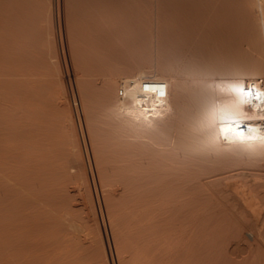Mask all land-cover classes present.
Segmentation results:
<instances>
[{"label": "bare ground", "instance_id": "6f19581e", "mask_svg": "<svg viewBox=\"0 0 264 264\" xmlns=\"http://www.w3.org/2000/svg\"><path fill=\"white\" fill-rule=\"evenodd\" d=\"M72 2L93 23V49L75 47L76 74L100 192L114 238L125 240L116 239L119 261L264 264V147L255 143L264 137V0ZM41 4L0 0V264H110L100 224L92 220L93 232L90 217L80 222L73 113L64 97L62 114L50 103L62 80L42 98ZM100 21L113 24L100 29ZM148 81L166 87V97L141 95L147 119L126 116L124 96L135 99ZM84 225L97 234L95 249L79 235Z\"/></svg>", "mask_w": 264, "mask_h": 264}, {"label": "rangeland", "instance_id": "374dc122", "mask_svg": "<svg viewBox=\"0 0 264 264\" xmlns=\"http://www.w3.org/2000/svg\"><path fill=\"white\" fill-rule=\"evenodd\" d=\"M67 1L69 2V3H67ZM38 2L39 3H44V5H42L41 4V8H42V19L44 18V20L42 21V23H45L46 22V24H44V28H42V33H41V40H40V43H41V49H42V53H43V55H44V59H45V64H42V65H40V66H38V69H37V71H38V78L40 79V84L41 83H43L44 82V84L42 85V87H41V85H40V88H46V86H48V90L50 91L52 88H54V87H56V84L58 83V82H60V80H62L63 81V78H64V81L62 82H60V83H58L57 84V86L58 87H56V88H58L59 90H60V88H62V87H64V90H63V88L61 89V91L59 92L58 91V89H56V88H54V90L56 89L59 93H57V96H55V93H54V91H50V92H52V94L49 92V91H47V89L45 90L46 91V93L48 92V95L47 96H45L46 95V93H45V95H42V98L43 99H45L46 97H49V98H53L54 96V98H55V101L56 102H51V100H50V103H57L54 107L50 104V106H52V108H54L53 110H55L56 108H57V106H58V110H55V111H57V112H61V109H60V107H59V103H61L60 101H59V99L60 98H63L64 97V99H65V101L67 102V103H70V104H67V107H69L68 108V110L71 112V114H72V116H73V124H75V126H74V129H75V131H77L76 132V134H77V137H78V140H79V144H80V148H81V153H82V158H81V160H82V162L81 163H79L82 167L81 168H79V169H81L82 171H83V173H81V175H80V173H77V171L78 172H81V170H79L78 169V167L80 166L79 164H78V162H75L74 164V167L77 165V169L76 168H74L75 170H76V172H75V174H78L79 175V178H81V179H78V177H77V181H75L76 182V184H74V190H75V194L76 193H80V194H76V198L78 199V201H79V204H80V206L82 207V208H84V209H80V212H81V214H83L84 213V215L82 216V217H84V218H82L81 217V220H80V222L83 224H85L86 223V226H87V222H88V220H89V222L90 223H92V224H90L91 226L94 224L93 222L95 221L98 225H99V227H102V232L104 233V235H102L103 237H105V241H104V243L106 244V248H108L107 249V253H108V258L110 259L109 261H110V264H120L121 262V260H120V255H119V253H120V244H119V246L117 245V243H116V239L118 238L117 236H116V238H114L115 237V234H113V232L115 231L113 228H114V226L112 225V224H110V222L112 221L111 220V218H109L110 216V209H108V211H106L107 209H106V204H107V201H108V198L107 197H105L103 194H102V192H100L101 190V182H100V180H99V175H100V169H98V166H99V161L97 160L98 159V157H97V159H96V156L95 155H97V154H95V153H97V150L95 151V149H94V147H96V146H94L93 144H95L96 145V143L94 142L93 143V141H94V139L92 138V137H94V136H91V135H94L89 129L91 128V125H89L90 123L88 122V120H89V117H87L86 118V115H88V114H86V113H88V112H86L87 111V109H85L84 107H86V106H84L85 104H83L84 102H83V100H82V91L81 90H79V88H80V85H79V82H78V79H77V74L79 73L80 74V69H78V67H77V64H76V48L75 47H78L79 46V44H81V46L83 47V51L84 52H88V51H91L92 49H93V47H92V44L90 43V40H88V41H86V39H88V37H89V35H91L92 34V29H91V26H93V23H92V21L90 22V21H88L87 22V19H85V20H83V17L81 16V15H79V14H77V6H76V4L74 3V2H72V0L70 1V0H52V2H51V0H38ZM67 3V4H66ZM46 4V5H45ZM54 6H53V5ZM59 4V5H58ZM66 4V5H65ZM58 5V6H57ZM64 5V6H63ZM57 6V7H56ZM60 6V7H59ZM47 7V8H46ZM63 8V9H62ZM63 11V12H62ZM65 12V13H64ZM59 14V15H58ZM61 14H62V16H61ZM68 16H67V15ZM70 14V15H69ZM55 16V17H54ZM70 16V17H69ZM61 17V18H60ZM67 17L69 18V19H67ZM58 18H60V20L58 19ZM50 19H52L51 21H53L54 20V22L53 23H51V24H53V26H51V25H49L50 24ZM89 19V18H88ZM72 22H71V21ZM58 21V22H57ZM59 21H60V24H62V25H60L59 24ZM82 21V22H81ZM86 23H85V22ZM57 22V23H56ZM62 22V23H61ZM68 22V23H67ZM75 22V23H74ZM102 22V23H101ZM42 23H41V25H42ZM77 23V24H76ZM88 23V24H87ZM98 23V24H97ZM96 24L97 25H99L98 26V28H100V29H104V28H106V27H109V25H112L113 23L112 22H107V21H100V22H97ZM72 24V26H70V28H71V30H70V28H67V25H68V27H69V25H71ZM73 25H75V26H77L75 29L74 28H72L73 27ZM81 25H82V27H81ZM43 26V25H42ZM84 26V27H83ZM48 27V30L50 29V31H48V30H44L45 28H47ZM59 27V28H58ZM87 27V28H86ZM61 28V29H60ZM53 29V30H52ZM54 29H55V32H51V30L52 31H54ZM79 29V30H78ZM85 29V30H84ZM59 30V31H58ZM60 30H62V32L60 31ZM43 31H45L44 33L46 34V35H44V33H43ZM71 31V32H70ZM49 32H51L52 34H53V38H52V35H51V37L49 38L48 37V34L47 33H49ZM57 32H58V34H57ZM66 32H67V34H66ZM50 33V34H51ZM73 33H75V34H73ZM50 34H49V36H50ZM62 35V36H61ZM55 36V37H54ZM59 36H61L60 38H59ZM72 36H74V37H72ZM65 37V38H64ZM81 37H83V38H85V40L83 39V38H81ZM57 38V39H56ZM55 39H56V41H55ZM60 39V40H59ZM64 39V40H63ZM53 42H52V41ZM69 40V41H68ZM75 40L77 41L75 44L76 45H72V43L74 44V42H75ZM58 41V42H57ZM63 41H64V45H63ZM74 41V42H73ZM84 41V43H82ZM87 43H86V42ZM70 42H71V44H70ZM58 43V44H57ZM78 43V44H77ZM83 44V45H82ZM55 45V46H54ZM63 45V46H62ZM71 45H72V47H71ZM85 46H87V47H85ZM58 47H60V48H58ZM63 47H64V49H63ZM71 48V49H70ZM45 50V51H44ZM58 50H60V51H58ZM71 51H72V53H71ZM74 52V53H73ZM60 53H61V55H60ZM63 53H64V55H63ZM58 54V55H57ZM53 55V56H52ZM68 55V56H67ZM58 56L60 57L59 59H57L58 58ZM71 56V57H70ZM61 57H62V59H61ZM55 58V59H54ZM67 58V59H66ZM49 59V60H48ZM54 59V60H53ZM64 59V60H63ZM56 61H57V63H56ZM62 63V64H61ZM66 63V64H65ZM68 63V64H67ZM65 64V65H64ZM66 66V67H65ZM43 67H44V69H43ZM68 67V68H67ZM55 69V70H54ZM62 69H64L63 71H62ZM71 69H73V70H71ZM52 70V71H51ZM41 71H43V72H41ZM68 72V73H67ZM75 72V73H74ZM59 73V74H58ZM74 73V74H73ZM77 73V74H76ZM44 74V75H43ZM78 74V76H80ZM46 75V76H45ZM67 75V76H66ZM76 75V76H75ZM43 76V77H42ZM64 76H66V77H64ZM70 77V78H69ZM66 78V79H65ZM54 82H57L56 84H54ZM69 82V83H68ZM62 85V86H61ZM71 85V86H70ZM77 85V86H76ZM74 86V87H73ZM49 88H51V89H49ZM70 88V89H69ZM72 88H74V89H72ZM43 89V90H44ZM81 89V88H80ZM55 90V91H56ZM68 91V92H66V91ZM41 91V90H40ZM45 91H42V92H45ZM63 91V94H61V92ZM64 91L66 92V94H68V95H66L65 93H64ZM71 91V92H70ZM41 92V93H42ZM75 92V93H74ZM71 93V94H70ZM44 94V93H43ZM74 94H76V95H74ZM66 97H65V96ZM58 96H59V98H58ZM78 96V97H77ZM76 97V98H75ZM82 97V98H81ZM56 98H58V100H56ZM84 99V98H83ZM47 100V99H46ZM45 100V101H46ZM44 101V100H43ZM45 101H44V104H45ZM48 101V100H47ZM52 101H54V100H52ZM76 101H78V102H76ZM80 102V103H79ZM73 103V104H72ZM46 104H48V102H46ZM78 104V105H77ZM69 105V106H68ZM80 105V106H79ZM75 106V107H74ZM79 107V109H78V107ZM45 107L46 108H48L49 107V104H48V106H46L45 105ZM76 108V109H75ZM50 108H48V110H49ZM73 109V110H72ZM52 109H50V111H48V112H51V115L53 114V115H55V111H51ZM80 110V111H79ZM78 112H79V114H80V116H79V114H78ZM63 113V111L61 112V113H59V114H62ZM50 114V113H49ZM58 114V113H57ZM58 114V115H59ZM76 114V115H75ZM51 115H49V118H51L52 116ZM83 115V116H82ZM55 116H57V115H55ZM61 116V115H60ZM60 116L58 117L59 119H60ZM64 116V118H62ZM63 116L61 117L64 121H66V117H65V115L63 114ZM79 116V117H78ZM76 117V118H75ZM85 117V118H84ZM58 118H53V125L55 124V125H57L56 123H54L55 121L57 122V123H59L58 121H57V119ZM81 118H83V119H81ZM76 119H77V122H76ZM80 119V120H79ZM88 119V120H87ZM83 121V122H82ZM81 122V123H80ZM63 123V122H62ZM61 123V124H62ZM84 123V124H83ZM61 124H58V126H62ZM79 124V125H78ZM82 124V125H81ZM88 124V125H87ZM78 125V126H77ZM87 125V126H86ZM89 126H90V128H89ZM56 128H57V126H55ZM80 127V128H79ZM59 129L61 128V127H58ZM84 128V129H83ZM88 129V130H87ZM84 130H86V131H84ZM92 130V129H91ZM83 132V133H82ZM60 133V132H59ZM81 133V134H80ZM86 135H85V134ZM92 133V134H91ZM90 135V136H89ZM85 137H86V139H85ZM82 138V139H81ZM92 139H93V141H92ZM83 140V141H82ZM91 140V141H90ZM86 141V142H85ZM89 141V142H88ZM82 142V143H81ZM91 142V143H90ZM84 143V144H83ZM89 143V144H88ZM58 145H61L60 144V142H58L57 143ZM82 144H83V146H82ZM88 144V145H87ZM88 146V147H87ZM60 147V146H59ZM58 147V148H59ZM84 147V148H83ZM87 147V148H86ZM87 150H89V151H87ZM88 152V153H87ZM85 153V154H84ZM89 156V157H88ZM86 158V159H85ZM90 158H91V160H90ZM87 160V161H86ZM97 161H98V163H97ZM84 163H86V164H84ZM90 163V164H89ZM91 164H93V166L91 165ZM85 165V166H84ZM93 168H92V167ZM84 167V168H83ZM90 167H91V169H90ZM97 167V168H96ZM96 168V169H95ZM84 169V170H83ZM89 171H88V170ZM94 169V170H93ZM86 170V171H85ZM94 172H93V171ZM93 174H92V173ZM96 172V173H95ZM99 173V174H98ZM86 174V175H85ZM89 174H91V177H90V175ZM77 175V176H78ZM81 176V177H80ZM92 176H95V177H92ZM83 178H88V180H86L87 182H83L85 179H83ZM90 178H92V180L90 179ZM93 178H95V180L93 179ZM97 180H98V182H97ZM89 182V183H88ZM93 182V183H92ZM84 183V184H83ZM79 185V186H78ZM83 185V186H82ZM99 185V186H98ZM88 186V187H87ZM94 186V187H93ZM96 186V187H95ZM83 187V188H82ZM87 187V188H86ZM93 187V188H92ZM82 190V191H81ZM89 190V191H88ZM77 191H79V192H77ZM90 191H92L93 193H90ZM86 192H89V194L91 195V197L89 198L88 196H89V194L88 193H86ZM97 192H98V194H97ZM86 193V194H85ZM86 195H88V196H86ZM97 198V200H96V198ZM99 197V198H98ZM106 199H105V198ZM89 198V199H88ZM83 199V200H82ZM91 200V201H90ZM97 202H96V201ZM95 203H94V202ZM99 201H100V203H99ZM103 201V202H102ZM90 202V203H89ZM89 203V204H88ZM93 203V204H92ZM97 203V204H96ZM102 204V205H101ZM104 205V206H103ZM85 206V207H84ZM90 206H95V207H93L92 209H90L91 207ZM98 206V207H97ZM97 207V208H96ZM108 207H109V205H108ZM101 208H102V210H101ZM88 209V210H87ZM95 209V210H94ZM105 209V210H104ZM83 210L84 211H86V212H83ZM93 210H94V212H93ZM96 210H97V213H96ZM88 211V212H87ZM100 211V212H99ZM98 212H99V214H98ZM109 213V215H108V213ZM106 213V214H105ZM97 214V215H96ZM102 214H104L105 215V217L102 215ZM93 215H95V217L93 216ZM102 215V216H101ZM94 218H93V217ZM107 216V217H106ZM90 217V218H89ZM89 218V219H88ZM86 219H88L87 220V222L85 221ZM106 219H108V221L106 220ZM110 219V220H109ZM83 220V221H82ZM92 220H93V222H92ZM88 222V223H89ZM89 225V226H90ZM110 225H112V226H110ZM85 226V225H84ZM84 227V228H81V226H80V228H79V235H81L82 236V238H83V241L85 242V239H86V241H87V243H86V245L87 246H89L90 245V247L91 246H93V248H94V246H95V244H97V246L99 245V243L97 242L98 241V238H97V234H95V236H93L92 235V232H90L91 231V229H92V231H93V228L95 227L94 225L91 227H89L90 228V231H88V229H85V228H87V227ZM83 227V226H82ZM85 229V230H84ZM114 231H113V230ZM95 230V229H94ZM101 230V229H100ZM93 232H95V231H93ZM83 233V234H82ZM89 233H90V236H89ZM102 233V234H103ZM85 235V236H84ZM86 237V238H84V237ZM92 239V240H89V237ZM96 238V239H94V238ZM102 237V238H103ZM121 237V236H120ZM124 237H122V238H118V240H117V242H119V241H125L124 239H123ZM119 239H122V240H119ZM97 240V241H96ZM89 241H91V242H89ZM90 243V244H89ZM94 245H93V244ZM120 243V242H119ZM119 247V248H118ZM92 248V249H93ZM95 248H96V246H95ZM94 248V249H95ZM97 250V249H96ZM94 251V250H93ZM98 251H99V247H98ZM96 253V252H95ZM99 253V252H98ZM98 253H97V255H98ZM98 257V256H97ZM96 257V259H98ZM96 259H95V261H96ZM120 260V261H119ZM98 261V260H97ZM96 264V263H95ZM98 264V263H97ZM122 264V263H121Z\"/></svg>", "mask_w": 264, "mask_h": 264}, {"label": "clouds", "instance_id": "9594fccd", "mask_svg": "<svg viewBox=\"0 0 264 264\" xmlns=\"http://www.w3.org/2000/svg\"><path fill=\"white\" fill-rule=\"evenodd\" d=\"M141 87V85H140ZM142 88V87H141ZM152 89L142 90L138 93L135 99L130 96L125 95L124 101L121 104V110L126 116L132 117L134 119H140L141 117L147 119L145 117V112H147L146 108H142L143 105L147 103L145 99H141V95H146L151 93ZM261 147H264V137H260L257 141H255Z\"/></svg>", "mask_w": 264, "mask_h": 264}, {"label": "built area", "instance_id": "2783aa9c", "mask_svg": "<svg viewBox=\"0 0 264 264\" xmlns=\"http://www.w3.org/2000/svg\"><path fill=\"white\" fill-rule=\"evenodd\" d=\"M144 89L145 90H148V89L155 90L157 92L158 98H165L166 95H167L166 87H164L163 85H160L156 81H148V82H146L144 84ZM121 95H123V91H121Z\"/></svg>", "mask_w": 264, "mask_h": 264}, {"label": "snow or ice", "instance_id": "6c2138e0", "mask_svg": "<svg viewBox=\"0 0 264 264\" xmlns=\"http://www.w3.org/2000/svg\"><path fill=\"white\" fill-rule=\"evenodd\" d=\"M237 91H239V89H237ZM244 95L248 97V100H249V101L251 100V97H252V94H251V93L245 92ZM257 98H258V99H264V96H258ZM229 131H230V129H228V128H224V129H222V132H223V134H225V135H226L227 132H229Z\"/></svg>", "mask_w": 264, "mask_h": 264}]
</instances>
